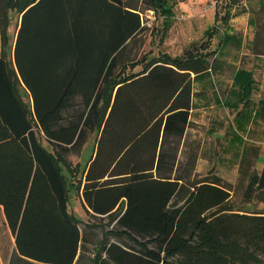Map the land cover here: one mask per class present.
<instances>
[{"label":"trees","instance_id":"1","mask_svg":"<svg viewBox=\"0 0 264 264\" xmlns=\"http://www.w3.org/2000/svg\"><path fill=\"white\" fill-rule=\"evenodd\" d=\"M143 4L162 19L166 35L175 0ZM6 7L22 15L14 65L3 52L8 12L0 15V206L15 240L7 264L88 260L82 222L68 210L64 170L94 133L81 195L105 223L99 264H264V212L234 209L220 177L191 180L178 164L195 79L221 50H209L218 25L198 53L130 63L126 50L145 25L126 0H6ZM232 15L227 9L220 17L223 46ZM245 105L247 119L252 110ZM259 190L264 166L248 182L247 198Z\"/></svg>","mask_w":264,"mask_h":264},{"label":"rangeland","instance_id":"2","mask_svg":"<svg viewBox=\"0 0 264 264\" xmlns=\"http://www.w3.org/2000/svg\"><path fill=\"white\" fill-rule=\"evenodd\" d=\"M126 2L137 5L145 25V29L126 50L130 63L145 56L150 59L160 53H169L173 57H184L186 53H198V50L202 51L201 44L209 39L207 29L214 24L221 26L210 43L209 50H215L225 31L220 17L225 15L227 9H230L233 14V19H230L233 32L243 36L244 43L241 48L230 45L223 51V55H220L217 62L219 63L218 78L221 83L220 88L216 89L220 91V97L224 99L223 91L230 86L232 73L239 65L253 69L255 77L264 86V0H247L246 5H243L241 0L235 3L230 0L217 2L215 0H176L174 6L176 15L164 40L158 32L162 27L161 19L154 11L146 9L143 0H126ZM5 12H8L9 17V42L4 46L3 52L14 65V46L20 28L21 14L16 8L7 9L6 0H0V15ZM216 13L219 14V20H215ZM250 20H254L253 25L248 24ZM209 61H213L212 58H209ZM215 67L214 64V69ZM141 69L142 67L138 66L133 71L138 72ZM129 70L131 71L130 66ZM199 86H197L198 89ZM20 92L26 102L32 106V97L23 83L20 85ZM207 92L209 97L202 101L198 98L194 104L195 110L186 134L187 148H182L183 152L179 154L178 159L181 173L191 180L220 177L232 193L230 206L242 212H264V192L259 190L255 197L248 199L245 191L252 175L259 173L264 166V116L261 110L257 109L251 126L243 127L242 141L235 140V135L232 133L233 111L215 103L213 89ZM260 96L257 92L256 102ZM262 96L264 97V93ZM97 137V134H91L79 154L73 152L70 155V165L73 168L64 170L69 181L68 210L81 220L85 238L84 248L88 260L81 264L100 263L96 255L99 243L103 239L102 225L105 224L88 212L81 195L84 183L83 171L95 153ZM43 143L50 149L45 139ZM182 203V201L178 202L179 205ZM118 239L113 238L115 241ZM14 249L15 240L11 231L5 233L4 229L0 228V254L3 259L0 264H7ZM105 255L104 253V257Z\"/></svg>","mask_w":264,"mask_h":264},{"label":"crops","instance_id":"3","mask_svg":"<svg viewBox=\"0 0 264 264\" xmlns=\"http://www.w3.org/2000/svg\"><path fill=\"white\" fill-rule=\"evenodd\" d=\"M175 4H176V0H175ZM175 4H174V6H175ZM175 15H176V12H175ZM175 15H174V17H175ZM21 17H22V15H21ZM231 18L233 19L232 16H231ZM20 21H21V19H20ZM231 21H230V26L227 28V32H229V34L231 35L229 41L227 42L226 45L223 46L222 45V39L224 36L221 38V42L218 44V46L213 51L217 52L219 50V48L221 50L218 53H215L213 55V57H212L213 61H210V64H211L210 68L205 73L199 74V76H197L195 79V83H194L195 96L193 98V105H192L193 109H192L190 120L192 119V116H193V113L195 110L194 104H195L196 99L199 98V100H201V101L204 100V98L209 97L207 91L209 89H213L215 103L218 105H221V106H225L226 108L233 111L234 115H233L232 133L235 135V140L238 139V140L242 141L243 127L245 128L246 126H248V128H249L251 126L252 121H254L253 118L256 116V112H257L256 110L260 109L263 116H264V97L262 96L264 93V86L262 83H260V81L257 79V77H255V72L253 69H249L246 66L239 65V67L232 73L230 86L225 88V90L223 91L225 94L224 99L220 97V94H219L220 91L216 89V88H220V83H221L220 82L221 80L218 78V71H219L218 70V68H219L218 64L219 63L217 61L219 60L220 55H223L222 54L223 51L226 50V48H228L230 45L236 46L237 48H241V46L244 43V37L239 36L233 32V26L231 24ZM161 22H162V19H161ZM250 23L253 25L254 20H250L248 22V24H250ZM215 25L216 24H214L213 26H215ZM212 27L209 29H212ZM220 27L221 26H218L219 29H220ZM209 29H207V31ZM159 30H158V32H159ZM159 33H161L163 40L166 39L168 32L166 35H163V32H159ZM213 35L215 36L216 33H214ZM166 54H169V53H166ZM220 59L222 60V58H220ZM214 63L216 65L215 69L213 67ZM235 63L238 64L237 61H235ZM197 86H199V89L197 88ZM245 92L249 93L248 97H245L243 95V93H245ZM257 92L260 93L261 96L258 97V100L256 102L255 95ZM229 101H230L231 105H229ZM245 103H248L249 108L253 112L251 117H250V113H249V118H247V119L243 118V115L245 112L244 109L246 106ZM0 228L4 229L5 233L10 231L9 226L6 223L5 211L3 212V208L1 206H0ZM2 260H3L2 255L0 254V262H2Z\"/></svg>","mask_w":264,"mask_h":264},{"label":"built area","instance_id":"4","mask_svg":"<svg viewBox=\"0 0 264 264\" xmlns=\"http://www.w3.org/2000/svg\"><path fill=\"white\" fill-rule=\"evenodd\" d=\"M218 0H215V2H217ZM240 0H237V2H239ZM242 4L243 5H246L247 4V0H241Z\"/></svg>","mask_w":264,"mask_h":264}]
</instances>
